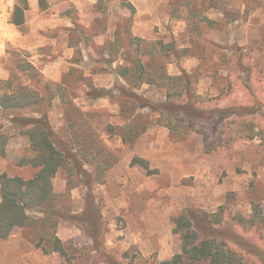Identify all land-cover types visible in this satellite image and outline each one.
Returning a JSON list of instances; mask_svg holds the SVG:
<instances>
[{
	"label": "rangeland",
	"instance_id": "1",
	"mask_svg": "<svg viewBox=\"0 0 264 264\" xmlns=\"http://www.w3.org/2000/svg\"><path fill=\"white\" fill-rule=\"evenodd\" d=\"M20 1L0 0V19L9 13L11 20ZM36 1L41 11L50 3L70 2L63 13L74 25L71 44L84 39L92 47L95 64L86 66L105 75L100 79L105 89L78 69L60 88L40 75L33 81L45 96H55L48 115L65 165L53 180L48 213H29L10 245H0V264H160L181 252V238L174 234L180 216L192 220L201 240L224 242L244 264H264V233L230 220H249L255 208L264 213V133L258 131L264 128V0H78L77 6L76 0ZM123 1L135 5L131 21ZM27 56L5 50L13 87L31 83L32 73L21 71ZM121 60L122 66L146 63L144 80L155 74L156 83L117 80L114 68ZM183 72L193 103L252 110L259 137L206 153L204 136L187 117L141 109L120 95L124 86L129 96L132 91L149 104L166 103L168 92L176 95L184 86L164 81V87L160 76ZM10 91L0 85V98ZM105 91L112 92L110 99L95 100ZM12 114L0 108V175L29 179L35 170L18 166L28 154L27 138L12 117L33 113ZM219 126L214 118L195 128L215 142ZM136 157L147 168L132 165ZM221 212V224H212ZM55 238L64 253L45 254L42 249L51 251Z\"/></svg>",
	"mask_w": 264,
	"mask_h": 264
},
{
	"label": "trees",
	"instance_id": "2",
	"mask_svg": "<svg viewBox=\"0 0 264 264\" xmlns=\"http://www.w3.org/2000/svg\"><path fill=\"white\" fill-rule=\"evenodd\" d=\"M28 9L27 0H21L16 4L11 16V23L15 27H22L25 22V11ZM132 14V13H131ZM128 17L131 21L132 15ZM130 66H119L116 69L117 75L121 77L128 85H131V79L136 78L137 83L154 84L152 74L144 80L147 74L148 65L141 60ZM24 72H30L31 78L35 79L37 74L35 68L30 64L27 65ZM136 74V75H135ZM162 84L166 87L164 81H180L184 88L176 95L167 94V102L160 105L149 104L148 102L135 96L134 93L129 96V89L121 86L120 95L125 98H132L139 104V108H149L151 111L166 113L175 117H187L190 120V126L193 130L200 132L204 136V146L206 153L214 151L219 145L228 144L238 139H254L259 137L256 127L258 126L255 112H249L242 106H229L207 108L200 105L199 102L193 103L189 96L190 81L188 74L183 72L177 77L160 76ZM13 78L1 82L0 85L10 89L9 93H4L0 98V108L4 111L15 114L24 110L31 111L33 114H38L34 117L13 116L12 122L18 123L21 126L23 135L27 138L28 154L19 160L18 166L30 167L35 170L33 176L29 179L22 177H10L7 174L0 175V240L8 239L13 236L16 231L24 229L29 222V213H40L46 215L47 207L53 200V180L58 171L65 165V156L60 148L55 143V134L48 120L47 112L51 105L53 96H45L38 87L32 89L29 86L13 87ZM136 85V84H134ZM45 90L49 87L45 85ZM169 89V88H168ZM112 92L105 91L104 94L96 95L95 97L109 96L112 97ZM219 100V99H216ZM123 111V108H122ZM12 114V115H13ZM253 117L252 120H247ZM214 118L220 121L218 130L214 133L215 142L209 141V133L202 128H195L199 121H213ZM127 121L132 118H126ZM128 121V122H129ZM128 128V127H127ZM129 129V128H128ZM259 133H264V128H259ZM264 140V135H260ZM125 141V138H124ZM0 152V155H3ZM132 165H140L147 168V162L140 158H134ZM223 212L215 216V221L212 222L216 226L222 222ZM236 222L240 227L249 225L258 231L264 233V213L255 208L254 214L249 220L242 217L230 219ZM174 234L181 238V252L174 255L170 260L161 262L160 264H244L243 256L236 250L228 248L224 242L217 240H201L197 228L193 226L192 220L180 216L176 218ZM211 223V222H210ZM211 224V225H212ZM53 249L47 250L43 248L45 254L58 252L63 254L64 251L61 242L55 238Z\"/></svg>",
	"mask_w": 264,
	"mask_h": 264
},
{
	"label": "crops",
	"instance_id": "3",
	"mask_svg": "<svg viewBox=\"0 0 264 264\" xmlns=\"http://www.w3.org/2000/svg\"><path fill=\"white\" fill-rule=\"evenodd\" d=\"M27 3L28 9L25 11V22L22 27L17 28L10 23L9 13L3 15V19H0V81H8L15 77V74L8 66V62L4 63L5 58H3V55H5V50L8 48L25 52L28 55V64L34 67L39 73L36 78H39L40 75L48 84L51 83L60 88L64 86L70 72L78 69L85 78L91 79L97 89H105L100 82V79L103 78L102 76L105 75H102L101 71H96L95 67L86 66L87 62L95 64L92 47L87 46L84 39L79 41L78 46L71 44V34L74 25L68 19L69 17L65 15L66 13H63L65 7L70 5V2L50 3L48 8L43 11L40 10L38 1L28 0ZM72 3L76 6L77 4L80 5V1L78 0L72 1ZM121 8L127 17L131 13L132 19L136 17V8L132 2L123 1ZM0 9L1 11L3 10L1 7ZM49 11L51 15L46 14ZM46 33H50V35ZM76 51L80 52V58L78 59L75 58ZM123 62L121 60L115 66L113 75L117 77V80L124 83L125 81L116 72V67L122 66ZM23 70L21 69V71ZM36 78L32 79L31 83L27 86L36 89L37 84H33ZM44 85L47 86V84ZM38 88L40 89V87ZM39 91L43 92L44 90ZM54 99L55 96L52 101ZM107 99H110V97L102 96L95 100ZM49 112L50 109H48L47 117L53 128V124L48 115ZM32 117L37 118L38 114H33ZM14 237L13 235L8 239L0 240V245H10V241Z\"/></svg>",
	"mask_w": 264,
	"mask_h": 264
}]
</instances>
